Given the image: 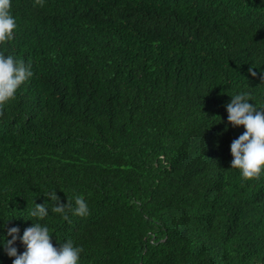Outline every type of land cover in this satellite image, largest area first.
<instances>
[{
  "label": "trees",
  "instance_id": "16d2710c",
  "mask_svg": "<svg viewBox=\"0 0 264 264\" xmlns=\"http://www.w3.org/2000/svg\"><path fill=\"white\" fill-rule=\"evenodd\" d=\"M10 14L0 54L32 76L0 106V264L8 229L36 223L82 248L78 264H264V170L231 168L246 129L226 109L247 92L264 111V0H11ZM52 191L88 214L71 199L65 220Z\"/></svg>",
  "mask_w": 264,
  "mask_h": 264
},
{
  "label": "clouds",
  "instance_id": "9594fccd",
  "mask_svg": "<svg viewBox=\"0 0 264 264\" xmlns=\"http://www.w3.org/2000/svg\"><path fill=\"white\" fill-rule=\"evenodd\" d=\"M36 4L43 6V0H36ZM10 9L11 0H0V43L13 39L16 21L10 14ZM30 68V64L26 66L23 60L17 61L12 56L5 57L0 54V106L13 99L19 86L32 76ZM249 72L252 76L257 74L252 67L249 68ZM231 97V102L226 105L228 121L233 126L242 125L246 129L230 145L233 156L231 168L239 169L244 180L258 178L264 170V111L257 110L252 103H249L250 94L247 92ZM44 195L54 202L52 211L62 214L65 220L68 219L64 214L65 208L71 207V199H74L77 206L74 209L75 215L88 214L87 204L79 195L68 197L67 205L58 203L59 197L56 191ZM30 215L40 219L47 216L45 203H35ZM19 232L18 227L9 228L7 234L11 239L4 243L6 253L15 257L13 264H78L79 254L83 249L74 247L71 240L62 243L59 247L53 246L47 226L33 224L24 230L22 237L19 236ZM17 239L26 246V251L22 254H17V248L13 246Z\"/></svg>",
  "mask_w": 264,
  "mask_h": 264
}]
</instances>
